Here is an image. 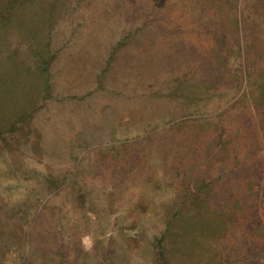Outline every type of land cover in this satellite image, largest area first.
Here are the masks:
<instances>
[{
	"label": "rangeland",
	"instance_id": "374dc122",
	"mask_svg": "<svg viewBox=\"0 0 264 264\" xmlns=\"http://www.w3.org/2000/svg\"><path fill=\"white\" fill-rule=\"evenodd\" d=\"M0 264H264V0H0Z\"/></svg>",
	"mask_w": 264,
	"mask_h": 264
},
{
	"label": "trees",
	"instance_id": "16d2710c",
	"mask_svg": "<svg viewBox=\"0 0 264 264\" xmlns=\"http://www.w3.org/2000/svg\"><path fill=\"white\" fill-rule=\"evenodd\" d=\"M157 254L160 259L163 258V249L161 245L157 248Z\"/></svg>",
	"mask_w": 264,
	"mask_h": 264
}]
</instances>
